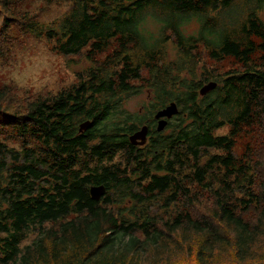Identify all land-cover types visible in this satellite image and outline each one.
Masks as SVG:
<instances>
[{
  "label": "trees",
  "instance_id": "1",
  "mask_svg": "<svg viewBox=\"0 0 264 264\" xmlns=\"http://www.w3.org/2000/svg\"><path fill=\"white\" fill-rule=\"evenodd\" d=\"M243 4L239 9L236 0L73 1L47 32L55 49L77 54L89 44L91 53L116 38L117 50L69 89L37 97L24 110L7 108L11 98L0 89V126L16 128L24 143L17 151L0 141V264H173L182 254L193 256L185 264H215L221 255L226 264H264V254L253 250L264 240V180L254 193L256 172L232 149L239 123L264 118V63L250 62L257 48L264 53V0ZM0 8L8 11L7 0H0ZM9 19L3 17L2 27ZM170 45L175 56L167 60ZM198 45L211 59L230 56L240 67L197 76L192 66ZM207 82L216 85L201 95ZM144 89L150 109L130 110L128 100ZM170 102L178 112L157 130L156 109ZM83 121L88 126L80 129ZM144 124L147 141L132 143L129 135ZM226 124L228 134L216 135ZM27 136L36 148L27 146ZM209 149L224 153H209L200 162ZM118 152L123 167L105 164ZM92 160L99 164L84 173L76 168ZM190 162L196 182L212 192V209L200 218L177 212L158 225L143 207L157 198L167 204L192 197L183 183ZM100 184L106 191L95 199L89 187ZM245 196L257 205L254 224L232 206ZM49 222L59 225L47 227ZM32 230L35 238L20 246Z\"/></svg>",
  "mask_w": 264,
  "mask_h": 264
},
{
  "label": "rangeland",
  "instance_id": "2",
  "mask_svg": "<svg viewBox=\"0 0 264 264\" xmlns=\"http://www.w3.org/2000/svg\"><path fill=\"white\" fill-rule=\"evenodd\" d=\"M73 1L7 0L8 11H3L0 8V89L5 88L11 98L7 104V108L10 110H24L27 103L37 97H48L69 89L78 82L80 75L87 73L88 69L99 66L107 55L110 56L114 50H117L118 42L116 38L111 39L108 46L103 50L91 53L89 52V44L83 47L81 53L77 54L65 55L55 49V38L48 37L47 32L55 26V22L58 19L69 11ZM236 2L239 5V9L243 8V0H236ZM4 16L10 17L6 27H2ZM259 16L264 19V7L260 10ZM195 27L194 23L191 24L188 28V33H192ZM251 39L255 41V44L261 43V40L255 35H252ZM195 51L198 56H196L198 63L192 68H195L197 76L203 70L209 72L211 77H214L228 69L240 67V63L230 56H225L219 60L211 59L202 45H198ZM166 52L167 60L174 58L175 54L172 45L166 48ZM250 62L259 65L264 63V53L261 49L257 48L255 50ZM145 74V70H143V75L145 76ZM135 82L138 83V81ZM211 86L212 84L207 85L202 91H206ZM150 103L151 99L144 89L142 93L128 100L127 107L130 110H141L143 113H147L150 109ZM167 112L171 113L173 109L171 108ZM4 119L0 117L1 121ZM162 125L163 122L159 124V126ZM230 127V125L226 124L216 130L215 134H228ZM232 138L234 139L232 149L236 157L240 162L249 164L256 172L253 192L257 193L260 186L259 180H264V118L252 117L248 121L239 123L238 130L232 135ZM26 140L28 142L27 146L34 147L37 145V141L31 136H27ZM0 141L7 147L17 151L24 146L20 135L13 126H0ZM215 152L223 154L224 150L209 149L201 155L200 162L204 161L206 156H209V153ZM111 163L123 167L125 165L123 153L118 152L112 162H106L105 164ZM96 164L99 163L96 160H92L85 164H78L76 168H79L81 173H84L88 167H93ZM191 171L190 162L189 168L186 170L189 175L184 178L183 183L189 187L192 197L184 198L183 203L168 202L167 204H164L162 198H157L152 200V202H148L146 207H143L150 215H154L158 225H161L162 221H169L177 212L193 213L198 215L197 218H200L202 213L207 215L212 209L213 196L211 190L206 188L205 185L196 182ZM221 172L218 173L220 176ZM236 195L241 196L239 193H236ZM179 197L182 198V196ZM238 198L234 199L232 203L235 212L241 214L243 220L249 224H254L258 215L257 205L255 203H247L245 201L246 196L242 201ZM71 217L73 216L70 215L69 218ZM58 225L59 222L46 223L47 227L56 228ZM137 234L142 236L139 231ZM2 235L0 233V236ZM35 235V230L27 233L20 241V246L30 243L35 238ZM253 250L264 254V240L258 241L257 245L253 246ZM220 257L215 264H226L225 262L228 259H225V255ZM192 259L193 256L187 258L185 254H182L178 262L174 260L172 263H191Z\"/></svg>",
  "mask_w": 264,
  "mask_h": 264
},
{
  "label": "water",
  "instance_id": "3",
  "mask_svg": "<svg viewBox=\"0 0 264 264\" xmlns=\"http://www.w3.org/2000/svg\"><path fill=\"white\" fill-rule=\"evenodd\" d=\"M209 84H212V86L206 91H202V89ZM215 85H216L215 82H207L204 85H202V87L199 89V93L203 95L207 93L208 91H210L212 88H214ZM171 108L173 109V112L168 113L167 111ZM177 112H178V107L175 102H170L166 104L164 107L156 109V112L154 114V117L157 119L156 129L162 130L167 125L168 119L172 117L174 114H176ZM162 116L163 118H161ZM161 122H163V125L159 126ZM84 124L85 126H83ZM87 126H88V122L83 121L80 124V129L86 128ZM148 129L149 128L146 124L142 125L136 131H134L131 135H129V140L134 144L143 145L147 141ZM105 191H106V188L103 184L92 185L89 187V192L91 196L95 199H99L105 193Z\"/></svg>",
  "mask_w": 264,
  "mask_h": 264
},
{
  "label": "bare ground",
  "instance_id": "4",
  "mask_svg": "<svg viewBox=\"0 0 264 264\" xmlns=\"http://www.w3.org/2000/svg\"><path fill=\"white\" fill-rule=\"evenodd\" d=\"M232 194V193H231ZM260 205V204H259ZM249 211V210H248ZM217 215H219V214H217ZM104 222V221H103ZM218 227V226H217ZM223 228V227H222ZM226 228V227H225ZM221 231V230H220ZM227 233V232H226ZM229 239V238H228ZM221 242V241H220ZM234 248V247H233ZM263 253V252H262Z\"/></svg>",
  "mask_w": 264,
  "mask_h": 264
}]
</instances>
